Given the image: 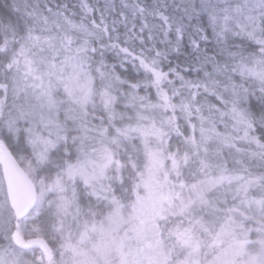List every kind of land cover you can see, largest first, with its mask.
<instances>
[{"label":"snow or ice","instance_id":"snow-or-ice-1","mask_svg":"<svg viewBox=\"0 0 264 264\" xmlns=\"http://www.w3.org/2000/svg\"><path fill=\"white\" fill-rule=\"evenodd\" d=\"M0 264H264V0H0Z\"/></svg>","mask_w":264,"mask_h":264}]
</instances>
